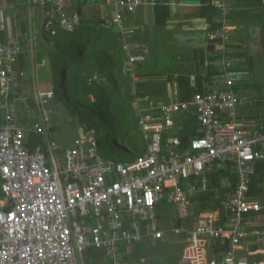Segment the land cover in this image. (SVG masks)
<instances>
[{
    "label": "built area",
    "instance_id": "2783aa9c",
    "mask_svg": "<svg viewBox=\"0 0 264 264\" xmlns=\"http://www.w3.org/2000/svg\"><path fill=\"white\" fill-rule=\"evenodd\" d=\"M67 1L30 0L44 11L46 34L54 35L56 24L64 31L76 28L77 16L65 13ZM228 1L215 3L220 26L205 38L220 52L210 66L218 68L222 88L208 87L182 102L171 82L167 102L157 100L141 109L135 99L145 149L128 162L102 158L97 132L82 126L70 147L57 145L45 109L54 99L53 90L34 95V119L38 115L40 121L20 120L31 107L20 91L15 66L28 36L0 43V264H93L97 254L102 255L99 264H149L147 256L135 253L137 247L170 237L181 240L177 264H264V224L254 223L264 216V201L249 196L258 165L264 169V129H245L238 120L237 74L225 54ZM141 4L117 0L111 20L120 34L122 74L130 79L133 97L135 68L149 49L130 51L134 31L124 25V14ZM5 30L0 9V32ZM177 116H192L197 123L191 138L165 135L174 130ZM29 133L41 138L32 149L26 144ZM216 170L228 171L234 180L221 179L214 189L211 175ZM207 193L220 204L195 213L192 200ZM167 207L174 210L170 227L157 215Z\"/></svg>",
    "mask_w": 264,
    "mask_h": 264
},
{
    "label": "crops",
    "instance_id": "0c3cea01",
    "mask_svg": "<svg viewBox=\"0 0 264 264\" xmlns=\"http://www.w3.org/2000/svg\"><path fill=\"white\" fill-rule=\"evenodd\" d=\"M116 1L68 0L64 4V10L66 14L77 16L78 24L76 27L98 24L105 28H112L114 26L111 24V20L115 15ZM219 1L141 0L142 4L134 13L124 14V25L134 31V36L129 43L130 51L137 53L142 46L149 47L146 61L143 64H138L135 68L137 82L172 80L183 76L190 78L192 85L200 87L202 91L211 86H214L213 89L222 88L221 84L218 83V68L210 66L211 61L221 58L220 52L213 43H209L205 39L210 29L220 26L215 22L219 17V11L214 7L215 3ZM228 3L231 6V11L225 19V26H228L230 32L229 39L225 43V54L233 62L231 70L237 74L234 85L236 80L251 78V71L254 66L259 67L261 71V85L250 86L251 89H248L249 96L243 97L240 95V97L238 95L241 100L236 108L238 120L244 123L245 129H264V82L262 79V76H264V0H229ZM0 9L4 11L6 18V30L0 32V43L8 39H19L22 42V36H28L21 44L22 52L18 58L16 70L20 91L28 98L31 110L21 115L20 120L25 122H28V120L31 122L40 121L38 115L34 119V95L41 90H53V82L48 69L49 61H47L48 44L44 30V11L33 6L30 0H0ZM212 21L215 26H212ZM114 30L117 32L115 27ZM159 45L164 49L169 48L171 58L176 65L168 72L163 70V73L153 75L150 69L147 68L146 62L152 50L155 51ZM207 65L209 66L208 70ZM171 82L177 84L176 81H169L168 83ZM168 83H166V92ZM233 90L236 91L234 86ZM259 90L263 92L261 97L259 96ZM166 92L160 100L167 102ZM179 97L180 95H178ZM45 109L52 115V118L49 116L51 139L57 145L65 148L63 143H58L55 135L60 129L68 126V123L70 125V122L71 124L75 123L73 124L75 130L81 125L69 119L67 124H64V119L66 120L65 111L54 100L50 101ZM27 116L29 119H27ZM187 118L177 116L174 130L166 131L165 135L176 133L180 139H182L181 137L187 139L191 135L193 136L196 132V126L194 124L185 126L183 122ZM0 122H2L1 117ZM61 124L63 125L61 126ZM189 127L190 129L185 131ZM75 137L76 135L73 138ZM40 140V137L32 133L26 135V144L29 149L37 145ZM255 198L264 201L262 196ZM170 208L171 212L168 211L167 207L157 214L164 225L168 227L172 226L174 213L173 208ZM258 217L254 219L256 224H264V216ZM177 239L180 254L181 240L179 237ZM155 243L161 248H166V264H170L169 260H172V258H176L172 264H177L179 254L173 256V247L168 245L169 239L168 241L162 240L138 246L135 253L147 256L144 253L145 250H151L153 246H156ZM101 256V254H97L96 260L92 259L91 262L99 264ZM148 261L149 264H157L153 262V259H148Z\"/></svg>",
    "mask_w": 264,
    "mask_h": 264
},
{
    "label": "trees",
    "instance_id": "16d2710c",
    "mask_svg": "<svg viewBox=\"0 0 264 264\" xmlns=\"http://www.w3.org/2000/svg\"><path fill=\"white\" fill-rule=\"evenodd\" d=\"M211 24L215 26L213 21ZM52 29L55 34H46V41L48 44V69L53 82V100L63 107L67 118L78 122L85 130L94 129L97 132L96 115L104 121V140L111 138L113 147L115 146L117 149L111 157H107L106 152L99 151L101 142L104 140L98 138L97 151L104 159L128 162L143 153L145 146L137 131V119L132 106L135 99L140 100L138 106L141 109L148 107L152 102L164 97L166 83L169 81L177 82L179 99L183 102L189 101L194 94L203 92L200 87L192 85L190 78L181 76L172 80L156 82L138 81L135 84L136 94L133 97L131 96L130 79L122 74L124 55L120 34L117 33L118 31L115 32L114 27L105 28L95 24L78 26L72 31H64L56 24ZM147 55L141 64L146 61ZM59 66L62 67L60 72L62 84L58 82ZM208 68L209 66L207 70ZM58 86L63 88V96L58 90ZM0 117L2 118L1 113ZM191 117L188 116L183 124L185 123V126L194 124L197 128V123ZM189 129L190 127L185 131ZM181 138V140L186 139ZM136 139L140 140L142 145L137 144ZM225 178L234 180V176L228 171H214L211 175L214 189H217L219 181ZM263 180L264 169L259 164L256 176L249 187V196L261 197L262 194L258 190L257 184L262 183ZM218 194L219 191H217ZM209 196L210 193H207L192 200L195 213L215 209L220 204L218 200L211 202ZM220 209L222 210V207ZM175 259L169 260L170 264Z\"/></svg>",
    "mask_w": 264,
    "mask_h": 264
},
{
    "label": "rangeland",
    "instance_id": "374dc122",
    "mask_svg": "<svg viewBox=\"0 0 264 264\" xmlns=\"http://www.w3.org/2000/svg\"><path fill=\"white\" fill-rule=\"evenodd\" d=\"M176 63L172 60L171 58V54L169 51V48H162L161 45H159V47L151 52L147 62H146V66H148L147 68L150 69L151 73L153 75H158L157 73H163V70H166V72L170 71L171 69H173L175 67ZM62 71V67L59 66L58 68V82L60 84L61 80H60V72ZM263 82H264V76H262ZM259 86L261 85V71L259 67H253L252 71H251V78H249L248 80H236L235 81V90L234 91L237 95H241L243 97L245 96H249V92L248 89H251L250 86ZM42 89H44L43 87H41ZM58 90L60 91L61 95L63 96V88L61 86H58ZM259 96H263V92L262 90H259ZM255 94V93H253ZM240 96V97H241ZM50 117L52 118V115L50 114ZM66 117V115H65ZM64 117V118H65ZM69 118L66 117V120L64 119V124H67V120ZM70 120V119H69ZM54 122V120H53ZM75 124V123H73ZM69 123L67 124L68 126H66L63 129H60L59 132L55 135L56 140L58 141V143H63V145L65 147H70L71 146V142L73 137L76 135V130L74 128L75 125ZM63 124H61L62 126ZM60 126V127H61ZM97 128V135L96 138L100 139L102 138L104 140V134H105V125H104V121L98 116L96 115V126ZM138 131V130H137ZM135 133V132H134ZM111 138L106 139L104 141H100L101 142V146H100V152H106L107 153V157H111L112 153H114V151H116V147H113V144L111 143ZM137 144L142 145L140 140L136 139ZM143 142V141H142ZM109 153V154H108ZM258 190L261 192V195L263 197L262 200H264V182L261 184L257 185ZM168 211L171 212V208L168 207ZM259 219H261L260 217H258ZM254 223H256V221H254ZM178 239L176 238H169V246L172 245L171 247H173L172 253L173 256H177L179 254V247H178ZM156 245V243L154 244ZM170 248V247H169ZM165 247L161 248L158 245L153 246L150 249L145 250V254L147 255V258L153 259L154 263L157 264H166V259L165 256L167 255V251L165 252Z\"/></svg>",
    "mask_w": 264,
    "mask_h": 264
}]
</instances>
